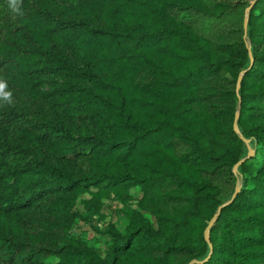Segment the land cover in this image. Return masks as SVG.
Returning <instances> with one entry per match:
<instances>
[{
  "label": "trees",
  "instance_id": "16d2710c",
  "mask_svg": "<svg viewBox=\"0 0 264 264\" xmlns=\"http://www.w3.org/2000/svg\"><path fill=\"white\" fill-rule=\"evenodd\" d=\"M0 28L36 104L0 109V264H264V0H19Z\"/></svg>",
  "mask_w": 264,
  "mask_h": 264
},
{
  "label": "rangeland",
  "instance_id": "374dc122",
  "mask_svg": "<svg viewBox=\"0 0 264 264\" xmlns=\"http://www.w3.org/2000/svg\"><path fill=\"white\" fill-rule=\"evenodd\" d=\"M18 4H19V0L17 4L15 5H12L10 3V0H0V25L5 20H8V19L14 20L16 18ZM1 33L2 32L0 28V34ZM3 91L7 92L5 89H3ZM16 108H18L22 112V117L19 118L20 120H30L31 118L36 116V114L34 113V111L36 110V104L29 102L28 100L24 99L18 94L11 96L10 103L8 101L0 99V109L1 110L9 111V110H16ZM11 128L14 130L16 129L15 123L14 125L11 126ZM133 193L135 194V192ZM123 222H124L123 218L120 216V225L121 223L123 224Z\"/></svg>",
  "mask_w": 264,
  "mask_h": 264
},
{
  "label": "water",
  "instance_id": "95a60500",
  "mask_svg": "<svg viewBox=\"0 0 264 264\" xmlns=\"http://www.w3.org/2000/svg\"><path fill=\"white\" fill-rule=\"evenodd\" d=\"M248 13H249V8L246 10V15H247V16H248ZM246 29H247V23L245 22V23H244V31H245V34H246ZM240 79H241V78H239L238 83H237V87H236V91H237V92H238V90H239V82H240ZM237 118H238V115H236V117H235L234 124H233V130H234V132H235L237 135H239L240 131H239V128H238V125H237ZM251 155H252V152L250 151L249 154H248V157H250ZM242 162H243V160L240 161V162L235 166V168H234V172H236L237 166H238L239 164H241ZM237 191H238V190H236V192H235L234 195L232 196V199H231L228 203H226V204H229L230 202H232V201L234 200V198H235V196H236V194H237ZM223 206H225V205H223ZM223 206H221V207L218 208V210H217V214L211 219V221H210L208 227H207L206 230H205V240H206L208 243L210 242L209 230H210V228L212 227L213 223L215 222V219H216V217L218 216V214H220L221 209H222ZM190 264H192V263H190Z\"/></svg>",
  "mask_w": 264,
  "mask_h": 264
},
{
  "label": "clouds",
  "instance_id": "9594fccd",
  "mask_svg": "<svg viewBox=\"0 0 264 264\" xmlns=\"http://www.w3.org/2000/svg\"><path fill=\"white\" fill-rule=\"evenodd\" d=\"M18 0H10V3L12 5L17 4ZM5 85L4 84H0V99L8 101L9 103L11 102V93L10 92H4Z\"/></svg>",
  "mask_w": 264,
  "mask_h": 264
}]
</instances>
